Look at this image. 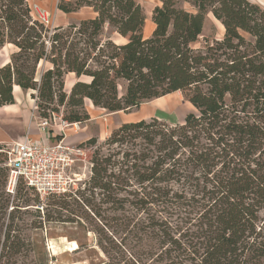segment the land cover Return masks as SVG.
<instances>
[{
	"label": "trees",
	"instance_id": "1",
	"mask_svg": "<svg viewBox=\"0 0 264 264\" xmlns=\"http://www.w3.org/2000/svg\"><path fill=\"white\" fill-rule=\"evenodd\" d=\"M158 1L145 37L146 16L135 0H58L64 14L87 7L94 15L52 28L32 16L26 0H0V51L12 48L0 64V106L15 102L18 87L30 92L40 118L61 113L84 123L86 100L126 112L181 92L196 114L176 124L123 122L92 153L88 183L123 212L122 240L130 236L135 247L100 264H264V9L250 0ZM209 15L223 34L195 48ZM106 29L124 41L105 37ZM5 159L0 264H48L14 224L18 205L5 191ZM81 194L49 195L42 207L34 193V201L42 221H69ZM158 208L171 212L161 216Z\"/></svg>",
	"mask_w": 264,
	"mask_h": 264
},
{
	"label": "rangeland",
	"instance_id": "2",
	"mask_svg": "<svg viewBox=\"0 0 264 264\" xmlns=\"http://www.w3.org/2000/svg\"><path fill=\"white\" fill-rule=\"evenodd\" d=\"M135 1L141 5L146 16L143 35L145 37L149 36L152 27L150 19L151 12L153 7L159 4V1ZM250 1L257 3L264 9V0ZM28 5L30 6L32 16L39 19L49 28L61 24L65 20L76 23L82 19L89 18L87 15H84L83 12L85 11H82L80 14H72L65 17L62 13L57 12L55 8L49 9V6L45 11L39 3L34 4L30 2ZM179 6L187 10H192L187 3L179 2ZM43 17L45 21H43ZM222 34V25L209 15L205 20L202 34L194 44V47H201L206 39L221 38ZM104 35L105 37H111L119 43L124 41V39L116 34H112L107 29L104 31ZM11 49V47L7 46L0 51V62L5 59ZM42 67L44 66L41 63L39 70ZM73 81L74 77L72 74L65 76L64 89L66 91L70 89ZM15 93L17 95L16 97H18V94L21 96L18 102L25 109L27 115L30 116L31 113L36 111L28 95L30 92L20 93L17 89ZM86 107L89 109L88 103ZM190 112L197 113L194 107L184 99L181 92L168 94L159 100L153 101V103L144 101L138 107L130 111L120 112L117 115L108 114L105 111H97L93 121L84 129L86 134L89 133L88 131H94L92 133L93 135L95 133L98 134L96 145L82 146L85 149L84 154L79 156L82 160H76L71 168L70 190H79L82 194L78 195L76 201L71 204L70 208L73 210L72 213L64 211L65 214H69L66 216L70 217L68 219L69 221H42V207L45 206L44 204L47 201L51 200L50 197L45 196L40 200L41 207L38 203H35L33 191L28 190L20 181L14 187H9L7 182L5 191L11 193L12 198H14V203L18 205L17 211L14 212V224L17 225L21 236L35 246L37 259H45L47 257L48 264H100L102 261H108L110 258L116 257L123 248L125 251L135 250L134 241L130 239V236H127L126 240H122L126 235L121 231L122 226L120 225L123 219V212L121 210L116 211L110 204L105 203V198L100 191L98 189H92L88 183L92 153L95 147L100 146L110 134L112 127L122 119L153 115L170 122V124H176L181 122V119ZM56 115L61 118V113ZM34 120L36 121L37 119L33 118ZM97 124H99V130L97 129ZM80 129L81 127L74 131L78 133L73 135V142L70 139L66 141L79 145L80 140L85 136L83 132H79ZM100 137L104 139L100 140ZM14 141L18 140H9L0 144V151L10 147ZM103 151L105 150L103 149ZM5 156L3 153L0 160H3ZM25 200H28L27 204L23 203ZM9 209H11V206ZM158 209L161 210V216H169V212H171L170 209L166 208ZM125 210L126 212L124 214L130 216L131 209L126 206ZM99 244L105 248L107 253L100 248Z\"/></svg>",
	"mask_w": 264,
	"mask_h": 264
},
{
	"label": "built area",
	"instance_id": "3",
	"mask_svg": "<svg viewBox=\"0 0 264 264\" xmlns=\"http://www.w3.org/2000/svg\"><path fill=\"white\" fill-rule=\"evenodd\" d=\"M45 21V18H42ZM58 119L64 127L79 129V123H68L52 113L48 118H41L39 126L45 130L51 121ZM84 148L64 140L48 143L33 140L28 136L12 142V145L1 150L8 168V186L14 187L21 181L34 191L41 200L45 196L60 195L71 189V168L74 162L82 160ZM40 207V206H39Z\"/></svg>",
	"mask_w": 264,
	"mask_h": 264
},
{
	"label": "crops",
	"instance_id": "4",
	"mask_svg": "<svg viewBox=\"0 0 264 264\" xmlns=\"http://www.w3.org/2000/svg\"><path fill=\"white\" fill-rule=\"evenodd\" d=\"M26 1L29 4H30V2L34 3V4L39 3L40 6L45 11L47 10V8L49 6V9L55 8V10L57 12L62 13L61 11H58L56 9V3L58 0H26ZM82 11H85L83 13H84V15H87V17H92L94 15L92 9L87 8V7L81 8L78 12H75V13H70V14L62 13V14L65 17H68V15L80 14ZM67 23H69V21L65 20V22H63L61 24H57L56 26L66 25ZM152 28H153V26L151 27V30H152ZM6 60H7V56L5 57V59H3V61L0 62V64L4 63ZM17 89L20 91V93H23V92L28 93V92L22 91L18 87H14L13 96H14L15 102L13 104L0 106V144H2L3 142H7L9 140H11V141L21 140L25 136H28L29 138H31L33 140H40L41 139V140L48 142V143H55L58 140L66 141L67 139H70L72 142L74 141L73 135L77 134L78 132H74L75 130L71 126H66V127L62 126L58 119H56L54 122H51L50 125L48 127H46L45 130H43L39 126L40 117L38 116L37 112L34 111L29 116L26 114L25 109L19 104L18 101H19V99H21V96L18 94V97H16L17 95H16L15 91ZM176 92H179V91H176ZM169 94H171V93H169ZM167 95L168 94H166L164 96H167ZM164 96H161V97H158V98H155L152 100H148V102L153 103V101L159 100V99L163 98ZM29 97H30V95H29ZM30 99L34 104V109H36L34 100L32 98H30ZM85 103L89 104L90 110L86 107V110H87L88 115H89V119L84 123H79V125L81 127L79 132H83V134L85 135L84 138H82L80 140V142H84L85 140L89 139L90 137H95L96 139H98V134H96V133L94 135L92 134L94 131H88L89 133L86 134L84 129L87 128L88 124H90L93 121L95 114H97V111H105L104 109L94 107L89 100H86ZM86 104H85V106H86ZM105 112H107V111H105ZM120 112H124V111L111 112L108 114L117 115ZM151 117H155V118L159 119L158 117L153 116V115L147 116V117L146 116H140L137 118H125V119L120 120L117 124H115L112 127V129L116 128L118 125H120L123 122L138 121L140 119H149ZM184 117L181 119V122H178V123H182L184 120ZM33 118L37 119V120L33 121ZM159 120H162V119H159ZM164 121H166V120H164ZM166 122H168V121H166ZM168 123H170V122H168ZM98 126H99V124H97V129H98ZM97 129H96V131H97ZM99 139L101 140L104 138L100 137ZM66 142H68V141H66Z\"/></svg>",
	"mask_w": 264,
	"mask_h": 264
},
{
	"label": "water",
	"instance_id": "5",
	"mask_svg": "<svg viewBox=\"0 0 264 264\" xmlns=\"http://www.w3.org/2000/svg\"><path fill=\"white\" fill-rule=\"evenodd\" d=\"M70 90V89H69ZM69 90L67 92H69Z\"/></svg>",
	"mask_w": 264,
	"mask_h": 264
},
{
	"label": "bare ground",
	"instance_id": "6",
	"mask_svg": "<svg viewBox=\"0 0 264 264\" xmlns=\"http://www.w3.org/2000/svg\"><path fill=\"white\" fill-rule=\"evenodd\" d=\"M72 248V247H71Z\"/></svg>",
	"mask_w": 264,
	"mask_h": 264
}]
</instances>
